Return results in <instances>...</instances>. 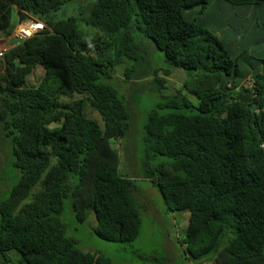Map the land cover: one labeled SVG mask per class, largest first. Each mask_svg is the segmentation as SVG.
<instances>
[{
  "label": "trees",
  "instance_id": "obj_1",
  "mask_svg": "<svg viewBox=\"0 0 264 264\" xmlns=\"http://www.w3.org/2000/svg\"><path fill=\"white\" fill-rule=\"evenodd\" d=\"M69 1L0 0V35L12 33L14 14L44 23L0 57V123L21 171L0 202V264H108L66 235V198L80 222L94 211L99 237L138 236L135 181L114 145L131 112L106 81L139 58L137 34L170 65L152 72L160 89L173 69L188 73L145 124L146 156L170 159L144 169L164 196L165 221L185 215L184 253L200 264H264V58L249 52L264 0H93L58 19Z\"/></svg>",
  "mask_w": 264,
  "mask_h": 264
},
{
  "label": "rangeland",
  "instance_id": "obj_2",
  "mask_svg": "<svg viewBox=\"0 0 264 264\" xmlns=\"http://www.w3.org/2000/svg\"><path fill=\"white\" fill-rule=\"evenodd\" d=\"M89 1L93 0H70L57 12L56 17L63 19L74 15L80 10L83 3ZM236 14H238L237 11L235 14L232 12L227 16L235 18ZM219 16V12L209 10L210 20L219 23ZM13 21L17 24V15L15 14ZM30 21L35 20L28 17L24 22L30 23ZM263 22L258 18L254 22L252 20L250 26L252 34L256 31L260 32L259 38L261 39L249 48L250 54L259 58H264V47L262 49L259 47L260 43L264 45ZM246 24L245 21L244 25ZM20 25L18 24L17 28ZM217 34L224 35L225 30L221 27ZM137 35V40L141 41L139 58L136 61L127 60L125 65L119 66L116 69L118 72L106 81L118 87L131 112V125L128 133L123 138L116 140L114 145L120 154L121 171L135 181L136 190L133 191V194L141 216L139 234L131 242H114L99 237L93 231V227L97 224L94 211L90 210L88 220L80 222L76 219L68 198L64 200V210L61 214L66 227L65 233L67 236L73 237L77 245L84 251L103 254L108 260V264H200L198 260L191 259L184 253L181 239L182 236H185V215L172 217V213L169 212L170 221L165 223L168 208L164 196L156 185L144 177V169L147 165L154 167L161 162L170 160L163 155L151 158L146 156L143 138L148 114L156 107L157 103L164 100V96L182 89L188 73L181 68L173 69L172 76L167 77L169 88L160 89L153 81L152 72L157 68H169L170 65L165 61L164 52L158 49L150 38ZM225 35L228 38L233 36V33ZM1 36L3 39L0 38V46L8 39V36L4 34ZM11 38L8 45L11 42L15 44L20 40L16 37ZM250 61L254 64L259 62L255 59H250ZM127 68L130 69L128 78L125 75ZM159 74L163 76V71L161 70ZM189 97L198 102L197 98L191 95ZM89 112L100 120L98 113L92 110ZM13 159L11 142L0 123V202L9 196L12 186L19 181L21 176V171L13 165ZM26 202L29 200H25L24 203Z\"/></svg>",
  "mask_w": 264,
  "mask_h": 264
},
{
  "label": "clouds",
  "instance_id": "obj_3",
  "mask_svg": "<svg viewBox=\"0 0 264 264\" xmlns=\"http://www.w3.org/2000/svg\"><path fill=\"white\" fill-rule=\"evenodd\" d=\"M15 15H17V14H15ZM25 21V20H24ZM24 21H21L20 19H19V15H17V24H15V27H14V29H13V31H12V33L10 34V35H8V37H16V39H20L19 41H21V40H24V39H27V38H29V37H32L35 33H37L38 31H40V30H42L43 28H44V23H42V22H39V21H37V20H35V21H30V23H26V22H24ZM18 24H21L20 26H19V28H17V26H18ZM28 26V27H31L30 29H33V30H36V28H37V30L36 31H34L30 36H28V37H22L20 34H19V30H20V28L21 27H24V26ZM0 37H2L1 35H0ZM18 41V42H19ZM18 42H15V44L14 43H12L11 42V44L10 45H5V46H0V57L1 56H3V53L5 52V51H7L8 49H10L11 47H13V46H15ZM261 66H264V64L262 63V65ZM248 84H252V80H250V79H248V80H246L245 81V85H248Z\"/></svg>",
  "mask_w": 264,
  "mask_h": 264
},
{
  "label": "built area",
  "instance_id": "obj_4",
  "mask_svg": "<svg viewBox=\"0 0 264 264\" xmlns=\"http://www.w3.org/2000/svg\"><path fill=\"white\" fill-rule=\"evenodd\" d=\"M31 27H28V26H24V27H21L20 30H19V34L22 36V37H28L30 36L34 31L37 30H33V29H30ZM1 54V53H0Z\"/></svg>",
  "mask_w": 264,
  "mask_h": 264
},
{
  "label": "crops",
  "instance_id": "obj_5",
  "mask_svg": "<svg viewBox=\"0 0 264 264\" xmlns=\"http://www.w3.org/2000/svg\"><path fill=\"white\" fill-rule=\"evenodd\" d=\"M0 38L3 39V37H0ZM11 40H12V38H11V36H10V37H8L7 40H5V41L1 44V46L3 47V46H5V45H7ZM259 65H260V64H258V66H259ZM256 66H257V65H256ZM165 223H168V222L165 221Z\"/></svg>",
  "mask_w": 264,
  "mask_h": 264
}]
</instances>
